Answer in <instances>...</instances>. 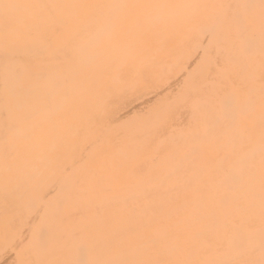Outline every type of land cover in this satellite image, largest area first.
Here are the masks:
<instances>
[{"label":"rangeland","instance_id":"obj_1","mask_svg":"<svg viewBox=\"0 0 264 264\" xmlns=\"http://www.w3.org/2000/svg\"><path fill=\"white\" fill-rule=\"evenodd\" d=\"M99 2L105 0H87L72 17L59 18L55 9L44 20L74 24L83 16L90 22L107 16L123 28L141 30L135 20L140 13L136 0L117 13L97 12ZM173 9L184 11L182 58L161 55L159 67L149 64L153 69H146L147 74H131L130 82L111 87L118 96L136 97L135 103L156 96L135 114L122 116L126 107H121L115 116L109 114L91 126L90 117L99 110L97 97L94 112L87 110V144L81 143V150L75 146L79 138L70 132L78 121L70 114L63 119L68 111L56 104L71 100L64 94H71L73 73L83 70V62L66 81L65 75L55 78L56 86L53 78H37L39 58L14 60L13 75L0 66V264H80L85 240L71 237L74 226L81 231L77 236L87 233L88 264H107L120 256L127 257L124 264H216L224 258L213 242L217 236L204 225L201 232L191 231L192 225L205 221L201 209L212 212L215 205L222 207L220 194L228 193L235 199L246 196L248 204L264 215V53L255 51L264 44V0H175ZM39 10L38 0H0V25L7 29L1 39L8 47L22 48L24 39L38 41L35 34L26 36L25 28L28 21L40 20ZM165 25L163 18L153 20L150 27L156 32ZM109 29L104 38L116 34L114 25ZM96 56L120 58L112 74L123 63L140 67L144 63L141 55ZM29 62L35 63L33 72L23 68ZM83 90L75 96L77 104L85 95L87 101L93 100L94 92ZM184 94L185 102L176 103ZM120 100L114 103L120 106ZM230 100L236 105L233 131L213 137L210 123L204 122L206 115L198 109L212 105L225 119L223 103ZM107 107L108 112L112 106ZM149 116L153 118L145 121ZM235 130L244 133L240 149L245 159L252 157V166L242 184L220 187L221 179L244 176L234 154L221 168L230 154L225 144ZM148 188L157 192L158 205L164 200L171 204L145 216L142 206L149 204ZM261 222L264 226V216ZM57 226L64 229L58 238ZM154 240L165 243L172 257L161 261L157 251L149 250L148 243ZM99 243L105 248L99 250ZM137 249L142 252L135 258Z\"/></svg>","mask_w":264,"mask_h":264},{"label":"bare ground","instance_id":"obj_2","mask_svg":"<svg viewBox=\"0 0 264 264\" xmlns=\"http://www.w3.org/2000/svg\"><path fill=\"white\" fill-rule=\"evenodd\" d=\"M63 3L55 5L53 3L51 6L47 3H44L42 0H38V6L40 10L37 12L40 16L38 21H28L26 23V36L37 35L38 41L31 43L28 39H24L20 43L23 47H8L5 42L1 39L3 35L7 33V29L3 25H0V66L4 65V68L9 70V73L13 75V72L16 69L17 62L14 60L25 61V58L35 59L38 63L36 76L38 79L53 78V85L56 86L55 78L62 79L65 75H72V71L78 69L80 62H83V70H77L73 73V84L70 90L72 94L66 95L67 103H57V108L65 107L68 111L67 114H63V119H65L69 114L73 120L78 122L71 127V134L77 136L79 141H75L78 146V150H81L83 144H87V110L94 112L95 106L94 102L99 101L97 105L99 107L98 112H95L91 115L90 121L92 122L91 126H95L96 123L103 121L109 117V114L116 115L121 107H126V110L122 113L123 115L135 114V110L142 107L144 104H147L155 97H141L138 101L133 100L135 98H129V94L119 95L112 90L111 87L117 88L126 84L125 82H130V75L134 73L138 76L141 73L147 74L146 69H153L159 67L156 62L160 59L161 55H168L171 59L180 57L183 55V45L184 37H181L183 32V17L184 11H176L173 9L175 0H136L137 10L140 11L139 14H136V23L141 26L139 28H123L119 23L113 21V17L108 18L104 16L100 21L90 22L87 21V18L84 16L79 18L78 22L74 24H68L65 19H60L57 23H47L44 20V16L53 12L55 9H58V17L62 18L63 15L73 16L82 9L87 0H63ZM130 0H105V2H99L96 5V11L99 10H114L117 12H124V9L128 8ZM27 7V5H25ZM192 9L197 7L193 4ZM31 8L30 5H28ZM173 9V12L172 10ZM133 10V9H132ZM131 10V11H132ZM130 11V12H131ZM96 12V14H97ZM183 13V14H181ZM98 16V15H97ZM96 16V17H97ZM47 18V17H45ZM166 20V25L163 28H160L158 31H154L150 25L153 20ZM103 19L107 21L102 24ZM150 24H149V23ZM115 26L116 34L114 36H105L110 31L111 26ZM127 26H133L127 25ZM15 32H12L14 34ZM55 33L56 37L53 38L51 35ZM195 36L193 37V39ZM255 49L258 53H264V44H259ZM36 55H42L37 57ZM43 55H49L44 57ZM90 55V57H89ZM96 55H141L143 58L142 67L139 65L133 64L131 66L123 63L121 70L117 74H112V69L117 68V63L120 58L113 59L111 57L96 56ZM89 58V59H88ZM236 58V56L234 57ZM88 59V60H87ZM55 60H58L60 63H56ZM35 63H30L24 69L29 72H33L31 65ZM153 67H151L150 65ZM124 71V72H123ZM197 72V71H196ZM15 74V72H14ZM192 73H189L188 77ZM106 76L107 78H104ZM142 76V75H140ZM148 78V77H147ZM78 82H76L75 80ZM104 81L100 86L98 84ZM58 81V80H57ZM52 83L51 81H49ZM53 85H51L53 87ZM58 85V84H57ZM64 87V85H63ZM87 92L93 93V100L87 101V95L82 97V104H77L75 96L79 94L82 89ZM99 93L97 94V90ZM121 97H124L125 100L121 101ZM61 102L63 101L62 97L59 96ZM73 99V101H72ZM119 101L120 106L115 104V101ZM186 95L184 94L182 98L178 99L176 103L185 102ZM107 103L111 105L112 108L107 112ZM224 115L225 119H220L216 113V108L212 105H205L204 107H199L198 110H202L206 115L204 122L211 125L210 135L215 136L216 134L225 132L226 129H229L228 134L233 131V126L235 122V111L236 105L232 100L224 101ZM159 113L155 117H157ZM153 117L149 116L145 121H150ZM69 127V125H63ZM92 129V127H90ZM89 129V130H90ZM242 131L235 130L233 138H229L225 144L227 149L230 150L229 156L223 159V164L221 168L224 169V166L228 163H231L229 157L231 154H234V159L237 164L242 169L243 177L237 175L234 179L226 180L221 179L219 186L222 187L226 185L230 188L242 184L247 177L246 170L252 166V157L248 160L245 159L244 153L240 149V144L243 141ZM200 136V135H197ZM225 168H228L226 166ZM175 174V172H174ZM84 194H87V190H82ZM80 192V191H74ZM148 194L149 204L142 206V213L147 216L150 214H157L160 212L161 208L165 205H170L171 201L164 200L162 205H158L157 192L148 188L145 190ZM221 195V205L218 207L215 205L212 212H209L206 208H202L200 215L201 218H204V223L192 225L191 231H202L203 225L206 227L208 232L214 233L217 237L213 240L215 247L222 253V259H219L216 264H262L264 263V226L262 225L261 219L263 218L262 211L256 212L247 202L246 196H240V198H233L229 196L228 193L220 194ZM130 202V201H129ZM227 205V207H224ZM166 206V207H167ZM151 212V213H150ZM84 227L83 225H79ZM56 238L63 235L64 229L59 230L58 226L55 228ZM81 231L76 230L75 226L71 229V237L75 236L76 241H83L84 245L81 249L80 264H88L87 262V233H83L82 237L77 236ZM115 234V232H113ZM149 250L157 251L160 254V260L164 261L167 258L172 257L168 253V246L160 240L152 241L151 245L148 243ZM103 244L99 243L97 248L102 249ZM105 248V247H103ZM245 248H248L245 251ZM253 248V251L250 252L249 249ZM244 249L245 254L242 258L238 259L239 252ZM97 251V250H96ZM99 252V251H98ZM141 249H137L132 256L138 258L141 256ZM237 258V261L234 259ZM126 256L124 258L120 256L115 258L112 261H109L107 264H124Z\"/></svg>","mask_w":264,"mask_h":264}]
</instances>
